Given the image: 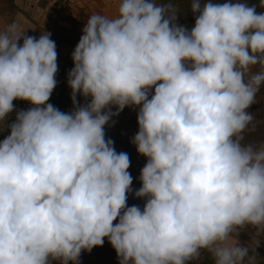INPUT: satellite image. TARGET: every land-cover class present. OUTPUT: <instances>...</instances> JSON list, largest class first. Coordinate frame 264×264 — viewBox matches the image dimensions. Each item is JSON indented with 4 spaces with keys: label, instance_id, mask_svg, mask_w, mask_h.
I'll use <instances>...</instances> for the list:
<instances>
[{
    "label": "clouds",
    "instance_id": "9594fccd",
    "mask_svg": "<svg viewBox=\"0 0 264 264\" xmlns=\"http://www.w3.org/2000/svg\"><path fill=\"white\" fill-rule=\"evenodd\" d=\"M189 10L190 29L176 23V0H118L114 16L90 14L71 56L70 113L46 103L51 34L0 25V131L10 132L0 264H79L105 238L118 264H261L264 137H250L264 121L247 110L264 86V0H190ZM77 94L89 102L78 106ZM14 100L31 107L9 124ZM125 107L139 109L131 143L147 160L134 193L143 208L127 206L130 159L105 139Z\"/></svg>",
    "mask_w": 264,
    "mask_h": 264
},
{
    "label": "crops",
    "instance_id": "0c3cea01",
    "mask_svg": "<svg viewBox=\"0 0 264 264\" xmlns=\"http://www.w3.org/2000/svg\"><path fill=\"white\" fill-rule=\"evenodd\" d=\"M98 13L94 8L81 7L73 0H0V25L6 22L18 21L22 27L29 28L25 35L39 38L41 32L51 34L57 52L56 87L46 103L52 104L61 112L73 107L72 91L68 87V73L73 68L71 59L82 29L90 14ZM20 44L23 40L19 41ZM77 104L82 106L89 101L77 94ZM138 107H125L119 115L113 116L105 125V139H111L117 153L125 152L130 159L128 172L132 177V191L128 193L127 206L137 205L143 208L145 200L136 198L134 193L141 187L140 172L147 160L139 155L136 146L131 143L138 131ZM115 112V108L112 109ZM9 130L0 131V142L9 135ZM116 223V221H114ZM255 229L246 227L240 231L239 242L244 245L252 240ZM259 246L255 251L264 264V235L257 237ZM58 264V262H53ZM79 264H118L115 250L105 238L102 246L94 247L90 252L82 251ZM203 264H210L204 257Z\"/></svg>",
    "mask_w": 264,
    "mask_h": 264
},
{
    "label": "trees",
    "instance_id": "16d2710c",
    "mask_svg": "<svg viewBox=\"0 0 264 264\" xmlns=\"http://www.w3.org/2000/svg\"><path fill=\"white\" fill-rule=\"evenodd\" d=\"M159 2L163 3L167 2V0H159ZM176 2L180 3L181 5V14L178 15L176 23L181 26L187 25L190 29L192 26H194L195 22V15L189 10L190 0H176ZM204 2H207V0H201V3ZM212 2L224 3L227 2V0H212ZM245 2L251 5L254 3H258V0H245ZM247 111L255 113L256 119L258 121H264V104L259 102L258 100L254 104H252ZM261 137H264V124L258 125L256 133L252 134L250 138L259 139Z\"/></svg>",
    "mask_w": 264,
    "mask_h": 264
},
{
    "label": "rangeland",
    "instance_id": "374dc122",
    "mask_svg": "<svg viewBox=\"0 0 264 264\" xmlns=\"http://www.w3.org/2000/svg\"><path fill=\"white\" fill-rule=\"evenodd\" d=\"M77 3L81 7L94 8L98 13L114 16L116 13V8L118 6V0H73V3ZM236 2V0H234ZM264 86L261 87L260 91L257 93V100L264 104Z\"/></svg>",
    "mask_w": 264,
    "mask_h": 264
},
{
    "label": "built area",
    "instance_id": "2783aa9c",
    "mask_svg": "<svg viewBox=\"0 0 264 264\" xmlns=\"http://www.w3.org/2000/svg\"><path fill=\"white\" fill-rule=\"evenodd\" d=\"M13 106H14V111L9 114V117L7 120V123L9 124L15 120L17 110H27L28 108L31 107L29 102L23 101V100H14Z\"/></svg>",
    "mask_w": 264,
    "mask_h": 264
},
{
    "label": "water",
    "instance_id": "95a60500",
    "mask_svg": "<svg viewBox=\"0 0 264 264\" xmlns=\"http://www.w3.org/2000/svg\"><path fill=\"white\" fill-rule=\"evenodd\" d=\"M78 106H79V104H78ZM74 109H73V107L70 109V110H68V111H65L64 113H70L71 111H73Z\"/></svg>",
    "mask_w": 264,
    "mask_h": 264
}]
</instances>
